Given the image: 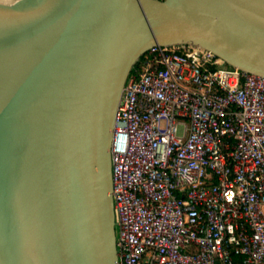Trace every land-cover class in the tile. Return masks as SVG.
Masks as SVG:
<instances>
[{
  "label": "water",
  "instance_id": "1",
  "mask_svg": "<svg viewBox=\"0 0 264 264\" xmlns=\"http://www.w3.org/2000/svg\"><path fill=\"white\" fill-rule=\"evenodd\" d=\"M264 77V0L0 2V264H118L116 116L155 45Z\"/></svg>",
  "mask_w": 264,
  "mask_h": 264
},
{
  "label": "built area",
  "instance_id": "2",
  "mask_svg": "<svg viewBox=\"0 0 264 264\" xmlns=\"http://www.w3.org/2000/svg\"><path fill=\"white\" fill-rule=\"evenodd\" d=\"M142 56L111 144L118 264H264V77L193 44Z\"/></svg>",
  "mask_w": 264,
  "mask_h": 264
},
{
  "label": "trees",
  "instance_id": "3",
  "mask_svg": "<svg viewBox=\"0 0 264 264\" xmlns=\"http://www.w3.org/2000/svg\"><path fill=\"white\" fill-rule=\"evenodd\" d=\"M143 61H144V56H142V57L140 58V60L136 63V65L134 66L132 72H134L137 68H138V69H141L142 64H143ZM225 66L228 67V68H233V67H231L230 65H228V64H226V63H225Z\"/></svg>",
  "mask_w": 264,
  "mask_h": 264
},
{
  "label": "bare ground",
  "instance_id": "4",
  "mask_svg": "<svg viewBox=\"0 0 264 264\" xmlns=\"http://www.w3.org/2000/svg\"><path fill=\"white\" fill-rule=\"evenodd\" d=\"M2 1H4V2H13L15 0H0V2H2Z\"/></svg>",
  "mask_w": 264,
  "mask_h": 264
}]
</instances>
